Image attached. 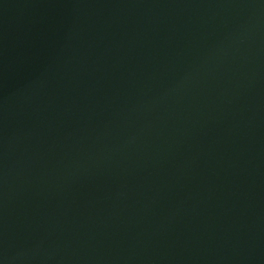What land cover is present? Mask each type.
Here are the masks:
<instances>
[{
    "label": "water",
    "instance_id": "water-1",
    "mask_svg": "<svg viewBox=\"0 0 264 264\" xmlns=\"http://www.w3.org/2000/svg\"><path fill=\"white\" fill-rule=\"evenodd\" d=\"M0 264H264V0H0Z\"/></svg>",
    "mask_w": 264,
    "mask_h": 264
}]
</instances>
